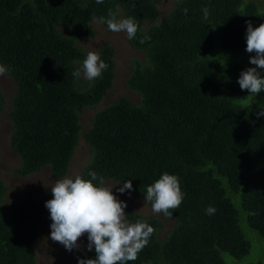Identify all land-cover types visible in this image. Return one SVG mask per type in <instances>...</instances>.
<instances>
[{
    "label": "trees",
    "instance_id": "16d2710c",
    "mask_svg": "<svg viewBox=\"0 0 264 264\" xmlns=\"http://www.w3.org/2000/svg\"><path fill=\"white\" fill-rule=\"evenodd\" d=\"M160 1L0 0V65L16 88L8 112L15 171L49 168L64 178L81 135L91 151L77 174L84 179L94 171L104 181L131 180V194L144 200L163 173L176 175L184 199L166 237H157L161 220L125 210L130 222L155 229L128 264H226L222 253L241 259L250 251L241 215L264 236V116H257L264 92L252 97L237 83L246 70L240 60L255 56L245 51L246 21L264 23V0H178L164 18ZM109 10L139 25L128 42L143 58L132 61L126 86L140 100L118 98L82 131V112L112 88L114 49L100 48L108 67L86 81L72 75L87 55L77 42L92 38V17L107 18ZM5 105L0 91V114ZM8 191L0 180V264H34L39 223L49 212L34 193L6 206ZM209 206L214 215L205 214ZM90 254L94 259L95 250Z\"/></svg>",
    "mask_w": 264,
    "mask_h": 264
},
{
    "label": "clouds",
    "instance_id": "9594fccd",
    "mask_svg": "<svg viewBox=\"0 0 264 264\" xmlns=\"http://www.w3.org/2000/svg\"><path fill=\"white\" fill-rule=\"evenodd\" d=\"M97 4L103 0H96ZM187 14V9L183 10ZM204 19L209 16L207 7L202 9ZM94 23L106 24L113 33L124 32L129 40L136 37L139 25L133 18L117 19L111 10L108 17L93 16ZM246 49L247 53H255L249 63L255 67L247 68L239 75L237 83L240 89L247 90L250 96L264 92V23L253 28L250 21H246ZM150 37H144V43ZM108 65L101 60L96 51H89L83 60L82 67L72 73L74 77H83L93 81L101 77ZM261 70V71H258ZM7 69L0 65V76L5 75ZM257 116H264V110ZM91 179H84L77 175L73 178H63L55 181L51 187L52 199L45 203L51 220L50 239L61 244L67 251L78 249V241L87 235V251L95 250L94 259L77 258L78 264H128L138 258V253L147 246L149 238L155 229L146 222L132 223L125 214L127 204L113 195L114 187L104 185L103 177L90 171ZM99 180V184L93 181ZM123 194L132 191V181L128 180L123 187L116 189ZM184 193L180 188V181L176 175L163 173L158 180L146 188L144 200L151 203L153 213H162L171 219L172 213L180 206ZM216 209L209 206L206 215H214Z\"/></svg>",
    "mask_w": 264,
    "mask_h": 264
},
{
    "label": "rangeland",
    "instance_id": "374dc122",
    "mask_svg": "<svg viewBox=\"0 0 264 264\" xmlns=\"http://www.w3.org/2000/svg\"><path fill=\"white\" fill-rule=\"evenodd\" d=\"M177 1L178 0H162L157 3L161 18H164L168 14L169 10ZM91 27L94 36L81 42H77V45L87 53L89 51H96L98 54L102 46L111 45L114 49L113 61L115 78L113 80L112 88L108 91L102 101L91 109H85L80 115L79 122L82 131L89 128L96 111L114 103L118 98L126 97L133 104H138L140 100L137 93L128 90L126 79L130 74L132 61L135 59H142L143 54L131 47L126 33L110 32L102 24L94 22L91 23ZM59 30L62 33H67V30H65L64 27L59 26ZM228 58H232V55ZM243 60H240V62L246 69L255 67L249 63L248 59L244 58ZM258 71L261 70L258 69ZM263 72L264 71H262V73ZM81 77L83 80H86L83 77V73L81 74ZM0 91L6 99L4 111L0 114V180L9 189L4 202L6 206H16L21 202L25 195L28 193H34L38 198L37 205L41 206L49 200V191L57 179L51 175L49 168H43L36 173L28 175H19L15 171L19 162L17 155L10 146L12 124L8 118V112L10 109V101L15 95L16 88L12 78L7 72L5 75L0 76ZM90 156L91 151L80 135L79 142L70 161L68 173L64 178L76 176L88 162ZM104 185L107 187H114L113 195H116L118 200L127 204L124 211L129 209L142 217L161 220L163 227L157 233L158 238H164L168 235L175 224L173 219L163 218L162 213H153L151 205L140 198H136L127 190L123 194L117 192V188L123 187L121 184L112 181H104ZM51 223L49 216L42 219L39 223L38 239L34 246V264H77L78 256L82 259L91 258L90 252L87 251L88 241L86 234L79 239V248L73 249L69 252L61 244L53 242L50 239ZM239 226L244 238L250 244L249 254L241 259H235L222 253L221 256L224 262L226 264H264V236H261L250 229L245 220H243V215L240 217Z\"/></svg>",
    "mask_w": 264,
    "mask_h": 264
}]
</instances>
